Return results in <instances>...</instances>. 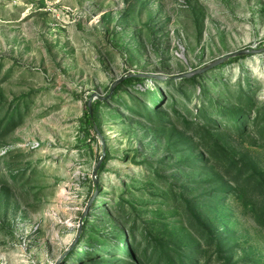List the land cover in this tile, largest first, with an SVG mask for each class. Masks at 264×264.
<instances>
[{
  "label": "rangeland",
  "instance_id": "1",
  "mask_svg": "<svg viewBox=\"0 0 264 264\" xmlns=\"http://www.w3.org/2000/svg\"><path fill=\"white\" fill-rule=\"evenodd\" d=\"M162 252L264 264V0H0V264Z\"/></svg>",
  "mask_w": 264,
  "mask_h": 264
},
{
  "label": "trees",
  "instance_id": "2",
  "mask_svg": "<svg viewBox=\"0 0 264 264\" xmlns=\"http://www.w3.org/2000/svg\"><path fill=\"white\" fill-rule=\"evenodd\" d=\"M249 56H243V58L245 59V58H248ZM133 80V79H132ZM132 80H128V81H126L125 83H130ZM193 81H195V79H192V80H189V82H187V83H191V82H193ZM240 84L241 83H239L238 85H239V87H240V92H239V100H238V102L239 103H242V100L243 99H245L247 102H250V97H246L245 96V90L243 89V87H241L240 86ZM249 105V104H248ZM229 112V111H228ZM220 115L221 116H225V117H227V120H230V121H233L235 124H236V128L237 129H240V127L242 126L240 123H236L237 122V120H238V118H237V116H233V115H231L230 113H227V112H225V113H220ZM87 118H88V122H87V124L89 125V127L90 128H93V126H94V124H93V121L91 120V116H90V114L87 116ZM208 121H210V119L208 120ZM197 225H201V222L198 220V224ZM205 236H207V234H205ZM208 239H210V237L208 238ZM95 249H97V248H95ZM154 254H156V252H154ZM178 256V253H176V254H174V253H172V252H169V253H167V254H164L163 252H162V254H161V256H160V258H159V260H158V264H190L189 262H187L186 263V261L183 259V257H181V256H179V262H176V258L175 257H177ZM163 259H165V262H163Z\"/></svg>",
  "mask_w": 264,
  "mask_h": 264
},
{
  "label": "water",
  "instance_id": "3",
  "mask_svg": "<svg viewBox=\"0 0 264 264\" xmlns=\"http://www.w3.org/2000/svg\"><path fill=\"white\" fill-rule=\"evenodd\" d=\"M243 53H246V52H243ZM237 56L238 55H242V53H238V54H236ZM225 60H228V58L227 59H221L220 61H219V63H223ZM134 77H139V78H143V77H147V76H145V75H143V74H138V75H135ZM103 98L102 97H100V100H102ZM92 101V100H91ZM91 102H89V109H90V113L92 114V112H91ZM100 165V164H99Z\"/></svg>",
  "mask_w": 264,
  "mask_h": 264
}]
</instances>
